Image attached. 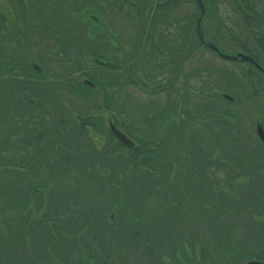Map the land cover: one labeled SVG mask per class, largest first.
Instances as JSON below:
<instances>
[{
    "label": "trees",
    "instance_id": "1",
    "mask_svg": "<svg viewBox=\"0 0 264 264\" xmlns=\"http://www.w3.org/2000/svg\"><path fill=\"white\" fill-rule=\"evenodd\" d=\"M23 1L24 0H19L21 9L18 10V15L24 22H29L32 15L26 14L29 13V11L27 10V8H24L26 7L24 3L27 4V2L29 3L33 0H26L27 2ZM202 1L208 12L209 10H211V8H215L216 6L220 7L221 5H224V2L227 1V3L235 12V20L237 21L236 26L240 28L239 19H241L245 26V30L249 35V41H253V44H255V46L259 49L261 56L264 58V9L261 8L260 10H258L259 6H264V0ZM33 2V4L37 3V5L35 6H37V12L41 13V15V7L45 5H52L50 6L52 13L48 12L49 14H46V17H50L48 19V22L45 23L41 21V17H37L38 25L35 26L40 38L37 44H39V42L41 41H45L44 47H40V45V48L37 47V50H39L38 52L46 51V49L51 48V45H56L58 47V53H55V58H58L57 60L60 61L61 57L65 66L64 69L66 70L67 76H69L72 71H79L80 80L79 83H77L75 86L82 88L89 93H93L98 90V81L95 78L91 77V74V76L88 74L90 72L82 71L80 60L83 57L84 61V59L86 58L84 56H90V59L93 62L96 59H102L116 66L115 69L101 68L97 67L96 65L93 66L97 68L96 70H100L102 72L105 71L104 74L107 76V79L109 78L110 81L109 86L114 87L119 85L128 86L137 84L138 88L141 91H148V93L154 95L158 93L160 88L158 87L157 82H155V79L151 78L155 77L150 73L151 71H144L143 75L145 80L143 81L141 79H138L136 76L137 74L135 75L134 72V75L133 73H131L130 76H126V65H133L132 62L138 60L136 56H139L142 53L144 45L146 46L145 48H149L151 51H153V53L160 52L162 54V50L157 44H160L162 42H165L166 44L168 43L167 45H170L171 48L169 50L167 49L168 51L166 53H169L172 58L174 57V61L177 62L176 66L178 70L179 68L182 69L180 60H183L185 53H193L200 48L210 50L207 46H204L197 32L196 23L200 16V11L196 5L195 0H63V4L68 3L65 5V7L68 8L66 10L67 15H70L71 10H73L74 16H72L75 18L77 17L76 19L79 20L84 26H88V31L80 30L78 32H74L70 28L66 27V33H64L63 36H61V34L63 33L62 30H64L63 25L61 23L54 22V20L52 19V17L62 15L61 13L57 14V9L60 6H53L52 0H35ZM80 3H82V5H80ZM185 3L193 4L195 7V13H193L191 16H184L180 13L174 17H170L172 10L177 11V6H181ZM104 6H108V8L112 12H124L123 14L125 16V8L128 11L129 9L130 11H134V9H136L137 11V17L135 18L136 21L139 22L138 38H140L139 42L140 40H142V43L141 47L139 48L134 45L135 48L133 54L128 53L127 57L129 63H127L126 61V54L124 55V58L118 57V54L123 49L119 45H116L117 42L115 40V37L111 34V30L106 23L105 24L109 29V32H106V30H102L103 32L101 31L97 35H90L89 25H92V22L89 20L82 21L78 17V15L80 16V14L86 11H93L102 17L104 13ZM131 18L133 19V17ZM14 19L16 20V18ZM53 22L57 24H53ZM143 22L145 23V25L143 24ZM28 24L32 23L29 22ZM218 24L219 28L218 30H216L217 34L212 39L208 38V42L210 41L209 43L217 47L222 53L226 52L219 45V43H229L230 46L233 45L234 47H236V49L238 48L240 52L252 57L264 69V66L258 59L260 58V56L253 53L250 46L248 45V40H240L234 33L235 29L230 30L226 28L221 22ZM1 26L0 31L6 33L1 29ZM77 26L78 29L81 28L78 24H76L75 28H77ZM201 26L202 23L200 24L202 35L204 38H207L208 35H204L205 33ZM221 31L227 33L229 42L225 41V39L220 36ZM42 33L50 34V36H48V40H51V45L49 43H46V40H44L46 36H42ZM110 35L113 36V41H115L116 44L111 45V36L109 42L103 45L108 46L109 50L112 53L111 56L101 54L99 50L93 48L95 46L94 41L102 40V38H107ZM217 37L219 38L217 39ZM29 39H31V36H29L27 32H24L22 36H2V34L0 36V155L6 153L13 154L15 152L17 154L23 155L21 159H19V161H14V159L8 158L4 159H7L6 161L8 165L13 166L16 169L24 170L22 172H17L16 174V172L12 169H6L8 170V172L13 173L3 183L4 188L0 189V195L2 197H6L5 199L8 202L6 208L16 209L22 212L21 209H27L29 197L32 198L33 202L37 205V208L39 207L40 200L37 197L38 193H36L35 191L36 188H34L33 184L27 181L28 178L27 180L25 178L26 175L32 174L34 172L36 173V175H34L33 177L30 176L31 179L39 180V185H44L46 180H44L42 176L37 177L38 168L40 166L49 168V162H51V160L46 157H48L50 154L54 155L55 158H60L59 160L62 161L60 170L64 172L62 175H66V179L67 176L71 177L72 174L83 176V179L88 183L89 187L87 188V190L79 188V191L81 193L98 196L100 193L95 192L97 191L95 189V186L98 183L97 181L100 179L103 180L104 183L111 185V192L117 194V192L113 189L118 185V183H114L111 181V177L114 174V167L113 165L108 166V164L104 162V160L99 163L100 159L99 157L97 158L96 151H94V147L96 144L94 142L95 140L93 141L89 134V131H92L94 133L102 135L104 131L107 133V130H105L106 128L98 127L100 123L98 120H96L97 118H90L91 120H88L86 117L82 116L73 119L69 118V113H67L66 117L62 116V114L68 111L65 106V98L63 97L65 95L63 94V92L67 93L66 84L71 83L69 81H66L65 78H63L62 81L56 79L48 81V79H46L45 74L47 73L48 69L46 58L48 57H46L45 54H37L36 57H34L33 55H29L26 46L30 44L32 46L37 45L36 43H33L34 41ZM170 43H173V45H171ZM139 57L142 58L143 56L141 55ZM135 58H137V60H135ZM32 64L38 65L41 68V72L38 73L36 70H34L31 66ZM251 68L256 70L253 66H251ZM155 71H157V69H155ZM122 73L125 75V77L120 78L119 75ZM82 79H87L92 82L95 85V89L84 85L82 83ZM187 83L189 82L187 81ZM191 86V84L188 85V87ZM166 87V85L162 87L163 91L166 90ZM108 103L109 101L106 100L105 105H107ZM123 109V104L118 105L116 109H114V105L112 109H109L105 106V110L109 111L114 124L118 128H120V130L129 138L133 139L137 145L135 149L126 151L124 148L122 149L119 144H117L119 148L127 153L129 162L132 163L131 172L133 173V176L131 177V179H128V175H126L125 172L120 175L121 177H123L122 179L126 180V183L128 180V185H130V180L132 181V185L129 188L130 192H134V185L141 186L140 190H145L144 196L146 195V193L150 194L154 191L156 192V194L168 192L169 188L167 185L154 183L150 180V178L158 176L166 178H169L171 176L179 177L180 175L187 176L190 170L186 166L185 168L182 167V165L185 163V160L187 159L191 167H193V165L197 167L193 170L198 174L199 177H204L206 175L204 162H206L207 160L212 163L222 162L221 164H219L221 165V167L225 168L227 173H229L228 171L231 167L224 163H228L232 160H230V158L228 157L223 158L221 155L222 151L221 153L218 149H212L209 151L201 150V152L199 153L195 150L186 151V148L184 149L183 145L186 143L185 135L183 139V134L178 133V139H175L174 136L171 137L170 132L166 134L160 133L161 129L163 127L165 128L168 120L174 117L169 116V114H171L170 104H168L164 109H159L157 106H153V108L149 111V114L154 115V118H158L160 114L159 117L162 120L161 121L158 118L161 122V125L159 126V130L156 135L152 134L153 131L151 128H149L150 123L146 122L142 118V116L137 118L133 117L134 119H131L129 121V124L127 125L126 117H117V115L119 116L121 114ZM114 113L116 114V116H114ZM124 114H126V112ZM180 114L181 115L179 119H181L182 121L180 123L183 124L184 127H187L189 130L188 146L191 147L192 145L198 143L201 145L203 142L201 135L206 134L207 138H209L211 132L215 130H209V127H207V125L203 129L199 126L202 121L209 120V125H212V123L216 121L211 119L213 117L209 115H217L218 117L223 116L226 120H232L233 117L229 112H225L223 110L218 111V109L211 106H197L192 108L188 107L185 108L184 111L181 110ZM182 115H184V117H182ZM195 116L202 121L196 124ZM167 117L170 118L168 119ZM18 121L21 122V126L17 124ZM225 123L227 124V122ZM203 131L205 132V134ZM230 131V126L226 125L225 129L221 131L220 134L222 133L223 137H225V133L230 134ZM233 134H235V132H233ZM147 135L150 136V139H147ZM198 136H200L199 142ZM110 138V141H114L111 134ZM211 145L214 146L215 144ZM172 146H174V148H171ZM213 146L210 147V149L217 147ZM48 151L49 153H47ZM245 155L248 154L246 153ZM181 157L187 159H182ZM4 159H2V157L0 156L1 161H4ZM105 159L108 162H113L112 156L105 157ZM175 159H178L179 164L174 161ZM59 160H57V162ZM260 162L262 163V161ZM26 163H29V165H26ZM99 168L101 169V171H99ZM242 168L245 169L246 167ZM262 169L264 168H260V170ZM242 173L247 172L242 171ZM57 177H59V174H57L55 178ZM93 179H95L96 182ZM42 180L43 183H41ZM23 181L25 183H23ZM19 182H21V186L15 188V184ZM256 183L258 182L252 180V183L250 182L248 184L257 187ZM36 186L38 187V185ZM178 187L184 189L185 187H187V185L181 186L180 184ZM231 188H236V197L231 192ZM251 188L252 187H250V189ZM263 188L259 190V194L257 193L256 197H254V195L248 193V190H246L244 186L239 190V184L236 185V182L235 185H230L229 183L227 185H224L222 191L224 194L222 195V197L226 199L227 210H231V205L232 209L238 207L240 209L246 210L249 207V204L244 195L248 193L253 198L249 200V202L252 203L254 208L257 207V217L264 219ZM60 191L64 192V188H62V190L60 189ZM202 192L203 191L200 190V193ZM63 195L73 197L74 194H72V192H70L69 190H65ZM238 197L239 199L237 200ZM165 198L168 201H172V198H168L167 196ZM112 201L113 200H110L109 202L110 210L112 209L113 211H116V205L113 204L115 201ZM77 202L79 201L76 199L75 203ZM130 203L131 204H128L126 206L128 207V214L131 216V219L133 218L136 221L134 222L136 224V228L129 224L132 223L131 221L126 224L127 226L125 229H118L117 231L115 230L114 233L109 232L108 227H105L102 236L110 239L107 243V247L109 249L105 250L102 253H100V251L104 249V245L102 246V244H100L99 242L98 238L100 237L95 231V226H90L89 222L87 223V221L86 223H81L75 227L82 230L88 228L89 232L93 231L95 242L98 245L95 246L93 252L91 246L85 244L88 251L83 254L78 253L80 248L83 247L82 241H79L78 244L75 245L71 240V237L66 238V240L64 241L65 245H63L62 248L60 246L59 249V233L57 231H50L49 228L48 231L47 228L43 225H38L40 227L33 235L31 233V237H25L24 233L26 232V226L24 222L21 223V218H19L18 222H16L18 223L17 227H13L14 229H12L11 231L7 230L8 232L6 234L2 231L3 228H0V254L1 256H4L6 259H8V264H47L49 263L50 259L46 260L43 258L46 255V247L49 245L50 247L52 246V251L55 254V257L52 259L54 261H61V264H87L84 260H87L89 264H103L102 261H105L106 264H118L116 262V255L117 253L121 252L123 246H126V251H129L131 257L126 261V264H161V258H170L171 256H173L172 254L174 252L181 253V255H179L180 257H178L177 259L176 257H174V260L176 261L184 260L186 264H196L197 262L201 261L202 264H204V258H207L205 264H209L211 259L208 257V255L210 256L211 253L213 254V252H215L214 248L209 250L206 246L202 245L203 247L201 248H203V253L201 257L199 258L198 256H196L195 259L192 255H196L195 246L192 244V240H195V242L199 241L200 235H202L201 231L199 232L198 230H188L186 233L185 231L179 233L174 240L170 239L169 237H167L165 240H159V236H157V233L153 230L156 229L158 225L161 226V224L174 225L177 221L181 223L183 219H186V217H180L176 213V216L174 217L171 214H166L165 216L157 214V216H154L153 213H150V215L147 217V223L145 224L144 222H142L146 217L145 210L140 207L139 202L131 200ZM103 204L104 207H107V203L103 202ZM73 205L75 206L77 204ZM62 208L67 207L62 206ZM189 209L192 210L191 207H189ZM195 209L197 210V206L195 207ZM28 213L29 210L26 211L27 216ZM135 213H139L137 217L135 216ZM83 216L85 217L86 215L83 214ZM87 217L88 216H86L85 218ZM66 218H69L70 221L73 220L71 221L73 222L72 225L76 224L75 218H73V216L69 217L67 215ZM15 219L13 223H15ZM119 220L120 218L116 214L114 216L113 226L111 227L117 228V221ZM163 220L166 223L162 222ZM104 221L105 223H109V218ZM153 224L155 225V227L153 226ZM256 224L258 226L259 232L264 230V221L263 223L256 222ZM101 225L104 226V224H99L100 228ZM52 226H54L57 230L59 227H61L60 225ZM108 226L110 227V225ZM41 227H44L43 231H40ZM153 232L155 233L156 238L150 239V236L152 235L153 237L154 235ZM224 234L229 236V233H227V231H224ZM117 237L118 242L116 246L114 239ZM54 238L55 241L53 240ZM216 241L218 240H215L214 242L212 240V243L213 246L218 249V242ZM164 242L169 243L168 245L171 248L170 253H163L162 250L160 251V247ZM220 242H222L220 247H222L223 250L224 248H227H223L222 240ZM83 249L85 248L83 247ZM187 250L189 251L190 256ZM76 251L78 253V259L76 262H74L75 259H72V257L74 256ZM98 251L101 255L100 258L97 260H93V254ZM32 254L35 255L33 258L31 257ZM50 256L52 257L51 254ZM132 258H135L136 260ZM219 258L220 260H224V255L221 254ZM165 263L167 264V262ZM214 264H217L215 260Z\"/></svg>",
    "mask_w": 264,
    "mask_h": 264
},
{
    "label": "rangeland",
    "instance_id": "2",
    "mask_svg": "<svg viewBox=\"0 0 264 264\" xmlns=\"http://www.w3.org/2000/svg\"><path fill=\"white\" fill-rule=\"evenodd\" d=\"M24 1L27 2L26 0ZM33 1H30L29 3L27 2V4L24 3L26 6L24 8H27V10L29 11V13L26 14L32 15L29 21L32 24H28L29 22H24L22 18H20L18 15L19 13L18 10L21 9L19 0H0V26L2 25L1 29L6 32L3 33L2 31H0L2 36H22L24 32H27L29 36H31V39L29 40H32L34 41L33 43L37 44L38 40L40 39L39 33L36 29V26L38 25L37 17H41L42 18L41 21L45 23L48 22V19L50 17L48 16L46 17V14H49L48 12H51L50 6L52 5L50 6L45 5L41 7L42 8L41 9L42 15H41V13L37 12L38 9L37 6H35L37 5V3L33 4L34 3ZM52 3L53 6H60L57 9V14L61 13L62 15H59L57 17H52V19L54 20V22L61 23L63 25L64 30H62L63 33L61 34V36H63V34L66 33L65 32L66 27L70 28L74 32L75 31L78 32L80 30L88 31L87 25L84 26L79 20L76 19L77 17L76 18L73 17L74 16L73 10H71L70 15H67L66 10L68 8H66L65 5L68 3L63 4V0H52ZM223 4L224 5H221L220 7L216 6L215 8H211V10L215 12L211 10H209L208 12L206 9V12L202 17V22H201L202 23L201 27L205 33L204 35L206 34L208 35L207 38H204L205 39L204 41L207 43L208 38L212 39L217 34L216 30H218L219 28L218 23L220 22L230 30L235 29L234 33L240 40L249 41V37H248L249 35L247 34V31L245 30V26L241 21V19H239L240 28H238L236 26L237 21L235 20L236 19L235 12L231 8V6L227 3V1L224 2ZM80 5H82V3H80ZM177 7L178 10L177 11L172 10L170 17H174L180 13L184 16H188V15L191 16L193 13H195V7L191 3L190 4L185 3ZM103 8H104L103 9L104 13L102 17L93 11H86L80 14V16L78 15V17L82 21L89 20L92 22V25H89L90 35H97L102 30H106V32H109V29L106 26L107 24L111 30V34L115 37V40L117 42L116 44V42L113 41V36L110 35L107 38H102V40L94 41L95 46L93 48L99 50L101 54H106L107 56H111L112 53L109 50L108 46L103 44H107V42H109L112 36L111 45L116 44L123 49L118 54V57L124 58L125 54L126 56H128V53L133 54L135 48L134 45L139 48L141 47V43H142V40H140L139 42L140 38H138L139 22L136 21L135 18L137 17L136 9H134V11H130L129 9L128 11L125 8L126 11V16H125L123 14L124 12H116V11L112 12L108 8V6H104ZM261 8L264 9V6L262 7L259 6L258 10H260ZM131 17H133V19ZM14 18H16V20ZM94 18L98 19V23L93 22ZM54 22L53 24H57ZM76 24H78L81 28L78 29V26L77 28H75ZM143 24L145 25L144 22ZM42 36H46L44 40H46V43H49L51 45V40H48L49 39L48 36H50V34L42 33ZM220 36H222L225 39V41L229 42L227 33L221 31ZM218 38L219 37H217V39ZM167 44L165 42L157 44L161 48L162 54L160 52L153 53V51H151L149 48H145L146 46L144 45L143 51L139 55V56L142 55L143 57L140 58L139 56H136L138 60L137 58H135V60L137 61L132 62L133 65H128V64L126 65V76H130V74L134 72L135 75L137 74L136 75L137 78L141 79L142 81L145 80L143 75L145 70H147V72L151 71L150 73L155 76L151 78L155 79V82L157 83L166 82L167 85H169L170 82L172 81V76H177L178 84L174 83L168 89L162 91L161 93H156L154 95L148 93V91H141L138 88L137 84L128 85V86L126 85H119L114 87L109 86L110 81L109 78L107 79V76L104 74L105 71L102 72L100 70H96L97 68L93 67L94 63L91 61L90 56H84L86 57L84 61H83V57L80 60V66L82 67V71L90 72L88 74L89 75L91 74L92 76L91 75L90 76L98 81V90L93 93H89L88 91H85L82 88L75 86L77 83H79L80 80L79 71H72V73L69 76H67L66 70L64 69L65 66L60 55H59L60 61L57 60L58 58L57 59L55 58L56 57L55 53H58V47L56 45H51V48L41 52H38L39 50H37V47L38 48L44 47L45 41H41L39 42V44L35 46H32L31 44L26 46L29 55H33L34 57H36L37 54H41V55L45 54L46 57H48L46 58L48 69H47V73L45 74V77L46 79H48V81L55 79L62 81L63 78H65L66 81H69L71 83V84H66L67 93L63 92V94L65 95L63 96L65 98L64 101L65 106L68 111L62 114V116L66 117L67 113H69L68 114L69 118H73V119L82 116L86 117L88 120H91L90 118H97L96 120H98L100 123L98 127L106 128L105 130H107V133L104 131L102 135H99L92 131H89V134L91 139L93 141L95 140L94 142L96 144L94 147L95 149L94 151H96L97 158L99 157L100 159L99 163L104 160V162H106L108 166L113 165L114 174L111 177V181L114 183H118V186H117V190L115 188L113 189L117 192V194H114L111 192L112 191L111 188L108 187L109 184L104 183L103 180L99 179L100 181L99 180L97 181L99 184L98 190L95 192L96 193L99 192L100 194L98 195V197L93 195V197L91 198V195H88L87 193L83 194L79 191V188L80 189L82 188L83 190H87V188L89 187L88 183L83 179V176L72 174L71 171L70 172L72 174L71 177L67 176V179H64V181L62 182L63 186L67 190L72 192V194H74L73 197H69L63 195V193L60 191V188L57 189L58 186L57 182L48 180L49 178L48 176L54 173L55 167L49 169L44 166H40L38 168L37 177L42 176V178L46 180L45 185L41 187L42 190H46V191L42 192L40 188L38 189L37 197L40 200V205L38 208L37 205L33 202L31 197H29L28 199L27 209L25 208L21 209L22 212L20 210H16L12 208H6V205L8 204L7 200L5 199L6 197H2L0 195V228H3L2 231L5 234L8 232L7 230L11 231L15 227H17L18 223L16 222H18L19 218H21V223L24 222L26 226L25 231L30 230L32 228L31 233H35L38 230V228L40 227L38 225L45 226L47 230L48 228L52 230L53 229L52 225H64L65 227L68 228V230H72L74 228L76 229L75 226H72L73 222L71 221L73 220L70 221L69 218L62 217L61 215L59 216L62 206H66L67 207L66 209H68L69 211L67 213L69 217L73 216V218L75 219H82V221L79 224L86 223L87 221V223L89 222L90 226L91 225L95 226V231L100 237L98 238L99 242L100 244H102V246L104 245V249L101 250L100 253L109 249L107 247L108 246L107 243L110 239L105 236H102V234L104 232L105 227H108V231L111 232V228L108 226L110 224L105 223L104 220L109 218V215L110 213H112L113 210H110V207H104L103 202L108 204L110 200H114L116 202L119 201L121 205H128L131 204L127 202L129 201V198L130 200L141 203L144 202L145 199H147V196L146 195L144 196L145 190H140L136 188V185H134L135 188L134 192L133 191L130 192L129 188L132 185L131 184L132 181L130 180V185L128 188L126 186V180L122 179L123 177L120 176L125 172L126 175H128V179H131V177L133 176L132 175L133 173L131 172L132 163L129 162V157L126 156L127 153L122 150L123 148L122 149L119 148L117 146L118 143L115 140L110 141L111 131L109 129V125L112 124V122L109 119L111 117L110 113L108 110H105V106L109 109H112L114 105V109H116L118 105L123 104L125 110L123 109L121 114L119 116L117 115V117L124 118V113L129 112L131 115H133L134 118L142 116V118L145 121H146L145 116L149 114V111L153 108V106H159V108L162 109L168 104H170V107H172L170 111H172V114L175 117L177 116V113L178 111H180V109L184 111L185 108L188 107L192 108L197 106H201V107L211 106L218 109V111L223 110L225 112H229L233 116L232 120L229 119L226 120L223 116L218 117L217 115L213 116L208 114L209 116L213 117L211 119L216 120L215 122L212 123V125H209L210 123L209 120L202 121L201 119L195 116L196 124L202 121L199 124V126L202 129L206 127V125L207 127H209V130L215 129L211 132L209 138H207L205 132L203 131L205 135H201V138L203 140L201 145L198 143L192 145V147L188 146L189 130L187 127H184L183 124L180 123L182 122L181 119L179 120L177 131L178 133L183 134L182 135L183 139L185 135L186 143L183 145H184V149L186 148V151L195 150L199 153L201 152V150H207V151L212 149L220 150V147H222L223 148L221 150L222 157L230 158V160H232V162H234V164L237 166L236 169L234 168V166L230 168L232 172L230 171L229 175L231 176L236 175V177L238 176L235 182L236 185L239 184V190L242 189L244 186V188L248 190V193L251 194L253 192V194L254 193L259 194V190H261L264 187V169L260 170V168H264V147L262 146L256 135V126L259 124L260 126L262 125L264 128V75L261 72L252 69L251 65L248 63H244L241 61H224L221 58H219L212 50H208L205 48L197 49L193 53H189V54L185 53L183 60H180L182 64V65L180 64L182 66V69L179 68L178 70L176 66L177 62L174 61L175 60L174 57L172 58L169 53H166L171 48V46ZM170 44L173 45V43ZM219 45L226 52L225 54L236 55L237 53L240 52L238 48L236 49V47H234L233 45L230 46L229 43L220 42ZM248 45L250 46L251 50L255 55L260 56V58L258 59L260 60L261 64L264 66V58L261 56L259 49L255 46V44H253V41L250 40L248 42ZM155 69H157V71H155ZM160 75H162L163 77ZM119 77L123 78L125 77V75L122 73L119 75ZM165 79H167L168 82ZM187 81L189 83H187ZM176 84H177V88H176ZM190 84L192 86L188 87V85ZM226 96H229L231 99H228ZM106 100L109 101L107 105H105ZM114 116H116L115 113ZM182 117H184V115H182ZM224 119L225 122H227V124L224 122ZM169 123L170 124L175 123L174 125H172V128L174 129V127L176 126V120L173 121L171 120ZM17 124L21 126L20 121H18ZM226 125L230 126V129L232 130V134L230 133L231 134L230 135L229 133H225L226 136L223 137L222 133L220 134V132L225 129ZM159 126L160 125L154 126L153 127L155 128L154 130L156 129L159 130ZM168 132H170V128H168L166 132H163V134H166ZM233 132H235V134H233ZM147 139H150L149 135H147ZM199 140H200V136H198V142ZM211 144H215V145L213 146ZM212 146L213 147L217 146V147L210 149V147ZM47 153H49V151ZM246 153L248 155H245ZM0 156L2 157V159L8 158V159H14V161L15 160L19 161V159H21L23 155L17 154L15 152L13 154L6 153ZM109 156H112L113 162L106 161L105 157H109ZM46 158H49L53 162H57L56 160L60 159V158H55V156L51 154ZM181 158L187 159L183 157ZM6 160L7 159H4V161L0 160V166H2L0 167V187H1L0 189L4 188L3 183L10 177L11 174H13L8 172V170L6 169L8 168L12 169L13 171L16 172V174L17 172L24 171L22 169H16L15 167L8 165ZM239 160L242 161L243 163L242 167H246L245 169L243 168L241 169L239 167L238 165ZM258 160L262 161V163L259 162ZM174 161L178 163V159H175ZM26 165H29V163H26ZM249 165H253V166H249ZM185 166L189 170H192V168L194 169L197 168L195 166L191 167L188 159L185 160V163L182 165L183 168H185ZM99 171H101L100 168ZM242 171H246L247 173H242ZM253 171H255V177H256L255 181L258 182L256 183L257 187L248 184L250 182L252 183L250 179V175L251 173H253ZM34 175H36V173L34 172L32 174L26 175L25 179L27 180L28 178L27 181L33 184L34 188H37L36 185H39V182L36 179H34L33 183L31 182L32 180L31 177H33ZM191 175L192 172L190 171L187 177ZM194 176L198 177V174L195 173L192 177ZM182 177H186V175ZM93 180L96 182L95 179ZM20 183L21 182L16 183L14 187L17 188L18 186H21ZM23 183L25 182L23 181ZM198 183L202 187L203 182L198 181ZM185 185L187 184L181 183V186H185ZM250 187L252 188L250 189ZM186 188L188 189V187H185L183 189L184 193L188 192ZM248 193L245 194L244 196L246 197V200L250 205L251 203L249 202V200L252 199V196H250ZM52 194H54L53 195L55 196L54 198H51ZM102 197L104 198L102 199ZM76 199L79 201V203H81V205L77 209L71 208V206H73V204L75 203ZM150 204H153V201L151 202L147 201V205ZM94 205H96L98 209ZM235 208L238 210V213L235 211ZM235 208L232 209V205H231L230 214L228 212L227 213L228 215L232 216L233 221L236 222L235 226H237V228L233 229L234 226L231 225L229 227L233 230L230 231L228 229V231L229 234L232 235L231 241H236L235 242L236 246L240 247L241 242L244 241L243 237L250 238L252 236L250 230H248V232L244 231L246 227V223L238 222L239 214L241 213L242 218L247 219L249 221L251 220L256 221L258 219L255 216H247L245 214L246 211H250V206L246 210L240 209L238 207ZM27 210H29L28 216L26 215ZM239 210H241V212ZM80 214L82 215L84 214L88 217L87 218H85L86 216L82 217ZM138 214L139 213H135V216L137 217ZM14 219L16 224L13 223ZM127 220L128 222L131 221L132 223L129 224H131V226L136 228L135 227L136 224L134 223L136 221L133 218L132 219L127 218ZM195 220L196 223L199 222L202 223L201 218H199V220L198 218H195ZM98 223L104 224V226L101 225L100 228ZM161 226L162 227H157L156 229H153L154 232L157 233V236H159L160 238L159 240H165L167 237L174 240L179 233H182L184 231L186 233L188 231L187 229H182L180 227H177L176 225L162 224ZM218 228L219 229L215 230V233L211 232V236L210 234H208L209 238H207L206 235L204 236V233L201 232L202 235H200V240H199L200 242L199 241L195 242V240H192V244L195 246V250H196V255L192 254L195 259L196 256L198 255L199 249L203 247L202 245H204L209 250H211L212 248L215 249V252H213V254L212 253L210 254L211 260L209 264H214L213 258H217L220 260L219 257L222 254L223 250L220 248L219 249L215 248L213 246L212 240L213 242L215 240H218L216 241L218 242L217 247H220L222 243L220 242V240H223L224 242V239L226 238V234H224V232L222 231L223 227L222 228L218 227ZM43 229L44 227H41L40 231H43ZM255 229H256L255 237H257V240L253 241L249 245L248 249L249 251L256 249L261 253V255H258L257 258L264 259V230H262L261 231L262 233H260L258 231V228ZM24 236L27 237L25 233ZM87 236L88 235H83L80 238L82 244L84 243V239ZM118 237L114 239L116 246L118 242ZM152 238L153 239L156 238L155 233L153 237L152 235L150 236V239ZM168 244H169L168 242H164L160 247V251L162 250L163 253H170L171 248ZM84 250L85 249H83L82 247L80 248L78 253H82L84 252ZM187 252L190 256L188 250ZM78 253L76 251V253L72 257V259H75L74 262H76L78 259L77 258ZM50 254L53 256L54 253L51 251V247L48 245L46 247V255L44 256L43 259L51 260L52 257L50 256ZM172 255L173 256H171L170 258L169 257L161 258V262H162L161 264H166L165 262H167V264L185 263L184 260L183 261L174 260V257H176L177 259L178 257H180L179 255H181V253L174 252ZM34 256L35 255L33 254L31 255L32 258ZM129 258H131L130 254L129 252L127 253L126 246H123L121 252L117 253L116 255V262L118 264H126V261ZM132 259L136 260L135 258ZM8 263H9L8 259H6L4 256H1L0 264H8ZM239 263L240 262L237 261V264ZM196 264H202V262L200 261L197 262ZM231 264H236V263L233 262ZM242 264L244 263L242 262Z\"/></svg>",
    "mask_w": 264,
    "mask_h": 264
},
{
    "label": "flooded vegetation",
    "instance_id": "3",
    "mask_svg": "<svg viewBox=\"0 0 264 264\" xmlns=\"http://www.w3.org/2000/svg\"><path fill=\"white\" fill-rule=\"evenodd\" d=\"M127 57V56H126ZM127 63H129L128 57L126 58ZM162 76V75H160ZM163 77V76H162ZM160 77V78H162ZM163 80V79H162ZM167 80V79H165ZM168 82V80H167ZM177 83V76H172V81L170 82L169 85H167V83H162V82H158L157 85L160 88V90L158 91V93H161L163 91L162 87L163 86H167L165 89L169 88L168 86H172V84ZM178 84V83H177ZM177 84H176V88H177ZM167 106V105H166ZM165 106V107H166ZM159 108V106H157ZM165 107H163L162 109H164ZM172 108V107H171ZM161 109V108H159ZM181 111V109H180ZM180 111H178L177 116L170 118L171 116H173L172 111H170L171 114H169V120L167 122V124L165 125V128L163 127L160 131V133L166 132V130L168 128H170V134L171 137L174 136L175 139H178V131H177V127L179 124V118H180ZM160 116V115H159ZM158 116V117H159ZM124 117H126V124H129V121L131 119H133V115H131L129 112H126V114H124ZM112 117H110L109 119L113 122V120L111 119ZM145 119L147 122L150 123V127L152 129V134L156 135L158 133V130H154L155 128H153L154 126L157 125H161V122L159 121V119L161 120V118L159 117V119L154 118V115L152 114H147L145 116ZM176 120V126L174 127V129L172 128V125H174L175 123H169L170 121ZM162 121V120H161ZM166 123V122H165ZM164 123V124H165ZM114 124V122H113ZM232 134V130L230 131ZM234 138V135H233ZM171 148H174V146H172ZM223 148L220 147V153L221 150ZM127 156V155H126ZM57 161V160H56ZM61 160H59L58 162H49V169L54 168V173L50 176H48V180H51L53 182H57L58 186L57 189H61L64 188V192L65 190L67 191V189L63 186L62 182L64 181V179H66V175H62L64 172L60 170V165H61ZM220 164L222 162H219ZM218 162H210V161H206L204 162L205 165V169H206V175L204 177H192L195 172H194V168H192V170H190L192 172L191 176H186V177H182V175H180L179 177H175V176H171L169 178L166 177H152L150 178V180L154 183H158L161 185H167L168 186V192H162L159 194H156V192H152V193H146L147 199L144 200V203H139L140 207L145 210V219H144V223H147V217L150 215V213H153L154 216H157V214L162 215H166V214H171L173 217L176 216V214L180 217H186V219H183L181 223H179L178 221L176 222L177 227H180L182 229H187V230H198L199 232H203L204 236L206 235L207 238H209L208 234H211L212 229L214 228H225L226 224L228 222H232V225H234L233 229L237 228V226H235L236 222L233 221V218L231 215H228V213L230 214V210L227 211V205H226V199L222 197V195L224 194L223 191V186L227 185L228 183L230 185H235V181L238 177H236V175H229L230 171L232 172V170L229 169V173L226 172L224 167H221V165ZM226 165H229L230 167L234 166V168L236 169L237 166L234 164V162L230 161L228 163H224ZM238 165L240 168H242V161L239 160ZM194 167V165H193ZM253 168V167H252ZM48 169V170H49ZM255 169V166H254ZM253 170V169H252ZM61 171V172H60ZM235 171V170H234ZM234 173V172H233ZM59 174V177L55 178L56 175ZM241 178V177H240ZM250 179L255 180V171H253V173H251L250 175ZM34 179L31 180V182L33 183ZM38 182H40L39 180H37ZM198 181L203 182L202 187L200 186V184L198 183ZM43 183V180L42 182ZM60 183V184H59ZM187 184L188 187V192L184 193L182 188H179L178 186L181 184ZM45 185V183H44ZM98 183L95 186V189L98 190ZM118 186V185H117ZM117 186H115V188L117 189ZM126 186L129 188L128 183H126ZM43 184L38 185V187L35 189L36 193H38V189L40 188L41 191H46V190H42ZM108 187L111 188V185H109ZM136 188L141 189V186H136ZM225 189V188H224ZM236 188H231V192L235 195ZM108 190V189H107ZM200 190H202L203 192L200 193ZM196 191V193H195ZM225 191V190H224ZM62 192V193H64ZM252 195H254V197H256V194L253 192L251 193ZM38 195V194H37ZM54 195V194H53ZM169 195V196H168ZM168 198H172V201H168L165 197ZM55 196L51 195V198H54ZM57 197V196H56ZM93 197V195H91V198ZM98 197V196H96ZM236 197V195H235ZM103 199V197H102ZM239 198H237L238 200ZM253 199V198H252ZM147 201L151 202L153 201V204L147 205ZM76 202V201H75ZM114 202V200L112 201ZM128 203L131 202L130 198L129 201H127ZM77 205H73L71 206V208H78L81 203L77 202L74 203ZM114 205H116V211H112V213H110L109 215V224L110 227L113 226L114 223V216L115 214H117V216L120 218L118 222V227L114 228L111 227V232L114 233L115 230L117 231L118 229H125L126 228V224H128V220L127 218H131V216H129V212H128V207L126 205H121V203L118 202H114ZM96 208L97 206L94 205ZM197 206V210L195 209V207ZM250 206V211H246V215L247 216H256L257 213V207L254 208L252 203L249 205ZM107 207H110V204H107ZM189 207H191L192 210L189 209ZM98 209V208H97ZM234 209V208H233ZM112 210V209H111ZM235 211L238 213V210L235 208ZM241 212V210H239ZM68 209L66 208H62L61 212L59 214V216L61 215L62 217H67V213H68ZM228 212V213H227ZM83 213V212H82ZM115 213V214H113ZM176 213V214H175ZM81 216H83L82 214H80ZM195 218H201L202 219V223H196ZM76 224L72 225V226H77L82 219H75ZM164 223H166L164 220L162 221ZM239 222H245L246 223V227L244 229V231L250 230L251 236L250 238L247 237H243L244 241L241 242L240 247L236 246L235 242L236 241H231V238H228L226 240L228 247L224 248L222 254L224 255V260H219L217 258H213V260L216 261L217 264H221V263H229V262H243L244 264L250 260V259H257L258 255H261V253L259 251L252 250L249 251L248 247L249 245L253 242L257 240V237H255L256 234V229L258 228L257 224H255L252 220L249 221L247 219H243L242 218V214H239ZM153 223V222H151ZM149 223V224H151ZM162 225V224H161ZM163 225H167V224H163ZM173 225V224H172ZM61 227L58 228V230L53 226V229L50 231L53 232H58V240H59V249L60 246L61 248L63 247L64 241L66 240V238L71 237L73 243L75 245L78 244L80 240V238L83 235H88L85 239H84V243H83V247L85 248L84 252H82L83 254L88 251L85 244L86 245H90L91 248L93 249L94 252V248L96 245H98L95 242V238L93 235V231L89 232L88 228L86 229H72V230H68L67 227H64V225H60ZM153 226L155 227V225L153 224ZM152 227V226H150ZM158 227H162L159 226ZM242 227V226H241ZM32 229V228H31ZM30 229V230H31ZM233 229H229L230 231H232ZM27 237H31V231H26L25 232ZM34 233H32L33 235ZM244 236V235H243ZM246 236V235H245ZM55 241V238L53 239ZM53 241V243H54ZM203 248L199 249L198 252V257L200 258L202 253H203ZM51 251H52V246H51ZM53 252V251H52ZM61 252V251H60ZM129 251H127L128 253ZM191 252V251H190ZM54 253V252H53ZM196 253V250H195ZM232 254V255H231ZM100 253L99 251L96 252L95 254H93V260H97L100 257ZM127 256V255H126ZM55 257V254H53L52 258ZM210 258V256H208ZM51 258V260H49L48 264H61V261H54ZM211 259V258H210ZM262 259V258H261ZM92 260V261H93ZM207 260V258H204V264L205 261ZM87 264H89L87 262V260H84ZM103 264H106L105 261H102Z\"/></svg>",
    "mask_w": 264,
    "mask_h": 264
},
{
    "label": "water",
    "instance_id": "4",
    "mask_svg": "<svg viewBox=\"0 0 264 264\" xmlns=\"http://www.w3.org/2000/svg\"><path fill=\"white\" fill-rule=\"evenodd\" d=\"M195 2H196L197 6H198V8L200 10V17L198 18L197 23H196L197 32H198V34L200 36V39L203 40L202 32H201V29H200V23H201V19H202L203 15L206 12V8H205L202 0H195ZM207 46L211 50H213L215 53H217L218 56L221 59L225 60V61L240 60L242 62H247V63H250L251 65H253L258 71L264 73V70L258 65V63L254 59H252L250 56H248V55H245V54H242V53H238L237 55L232 56V55L220 53L219 50L212 44H208ZM94 63L99 65V66L110 68V69H115L116 68L115 65H113L111 63H108V62H106L105 60H102V59H96V60H94ZM31 66L38 73L41 72V68L38 65L32 64ZM82 83L84 85L88 86V87H91V88L95 87V85L92 82H90L89 80H87V79H82ZM226 97L228 99H231L229 96H226ZM109 129H110L111 133L113 134V136L115 137V139L122 146L126 147L129 150H132V149L135 148V144L125 134H123L121 131L116 129L114 127V125L110 124L109 125ZM256 132H257V135H258L260 141L264 144V131H263L262 127L259 124L256 127ZM247 264H264V262H261V261H250Z\"/></svg>",
    "mask_w": 264,
    "mask_h": 264
}]
</instances>
